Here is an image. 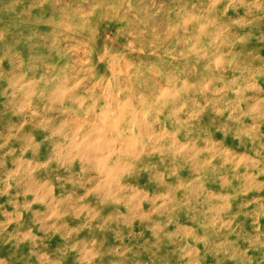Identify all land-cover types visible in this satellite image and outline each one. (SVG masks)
<instances>
[{"label":"clouds","instance_id":"9594fccd","mask_svg":"<svg viewBox=\"0 0 264 264\" xmlns=\"http://www.w3.org/2000/svg\"><path fill=\"white\" fill-rule=\"evenodd\" d=\"M0 264H264V0H0Z\"/></svg>","mask_w":264,"mask_h":264}]
</instances>
